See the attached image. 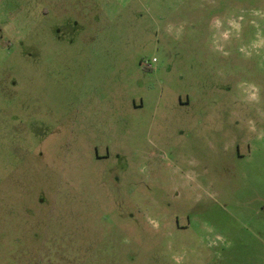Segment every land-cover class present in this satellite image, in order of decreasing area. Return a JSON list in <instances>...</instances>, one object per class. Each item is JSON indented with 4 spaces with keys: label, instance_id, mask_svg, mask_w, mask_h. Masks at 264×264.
Masks as SVG:
<instances>
[{
    "label": "rangeland",
    "instance_id": "374dc122",
    "mask_svg": "<svg viewBox=\"0 0 264 264\" xmlns=\"http://www.w3.org/2000/svg\"><path fill=\"white\" fill-rule=\"evenodd\" d=\"M259 232L264 0H0V264H264Z\"/></svg>",
    "mask_w": 264,
    "mask_h": 264
},
{
    "label": "crops",
    "instance_id": "0c3cea01",
    "mask_svg": "<svg viewBox=\"0 0 264 264\" xmlns=\"http://www.w3.org/2000/svg\"><path fill=\"white\" fill-rule=\"evenodd\" d=\"M44 13H46V14H48L49 12H48V10H44ZM264 238L261 236V233L259 232V235H258V237H257V241L255 242V244H260V246H262V240H263ZM261 254V255H260ZM260 256L261 257H264V251L263 250H261V252H260Z\"/></svg>",
    "mask_w": 264,
    "mask_h": 264
},
{
    "label": "built area",
    "instance_id": "2783aa9c",
    "mask_svg": "<svg viewBox=\"0 0 264 264\" xmlns=\"http://www.w3.org/2000/svg\"><path fill=\"white\" fill-rule=\"evenodd\" d=\"M154 61H156V60H154ZM147 65L150 66V64L148 62H147Z\"/></svg>",
    "mask_w": 264,
    "mask_h": 264
},
{
    "label": "flooded vegetation",
    "instance_id": "af4514ba",
    "mask_svg": "<svg viewBox=\"0 0 264 264\" xmlns=\"http://www.w3.org/2000/svg\"><path fill=\"white\" fill-rule=\"evenodd\" d=\"M177 223L179 224V221L177 220Z\"/></svg>",
    "mask_w": 264,
    "mask_h": 264
}]
</instances>
